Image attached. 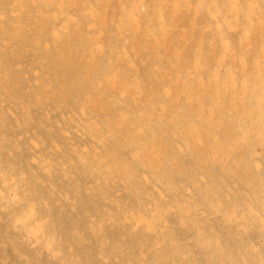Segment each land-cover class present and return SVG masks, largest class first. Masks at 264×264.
<instances>
[{
    "label": "bare ground",
    "instance_id": "1",
    "mask_svg": "<svg viewBox=\"0 0 264 264\" xmlns=\"http://www.w3.org/2000/svg\"><path fill=\"white\" fill-rule=\"evenodd\" d=\"M0 264H264V0H0Z\"/></svg>",
    "mask_w": 264,
    "mask_h": 264
}]
</instances>
